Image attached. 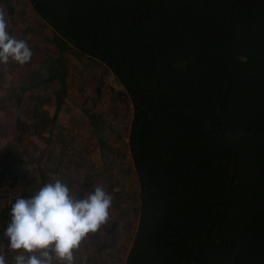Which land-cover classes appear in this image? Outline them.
<instances>
[{"label":"trees","instance_id":"obj_1","mask_svg":"<svg viewBox=\"0 0 264 264\" xmlns=\"http://www.w3.org/2000/svg\"><path fill=\"white\" fill-rule=\"evenodd\" d=\"M28 2L131 104L123 264H264V0Z\"/></svg>","mask_w":264,"mask_h":264},{"label":"crops","instance_id":"obj_2","mask_svg":"<svg viewBox=\"0 0 264 264\" xmlns=\"http://www.w3.org/2000/svg\"><path fill=\"white\" fill-rule=\"evenodd\" d=\"M0 7L9 33L33 53L23 65L0 63V224L7 227L17 197L49 181L62 179L77 197L103 185L113 196L109 220L81 242L74 264H118L130 180L136 188L126 143L131 104L106 65L56 33L28 0H0ZM62 160L67 166L56 176ZM0 254L13 264L17 253L0 242Z\"/></svg>","mask_w":264,"mask_h":264},{"label":"clouds","instance_id":"obj_3","mask_svg":"<svg viewBox=\"0 0 264 264\" xmlns=\"http://www.w3.org/2000/svg\"><path fill=\"white\" fill-rule=\"evenodd\" d=\"M32 55L26 40L9 33L6 10L0 7V63L23 65ZM112 205L113 196L103 185L77 197L62 179L44 183L31 196L17 197L3 233L8 249L17 253L13 264H74V252L107 224ZM0 264H8L4 254Z\"/></svg>","mask_w":264,"mask_h":264},{"label":"rangeland","instance_id":"obj_4","mask_svg":"<svg viewBox=\"0 0 264 264\" xmlns=\"http://www.w3.org/2000/svg\"><path fill=\"white\" fill-rule=\"evenodd\" d=\"M135 186L134 185V181L132 179V181L130 180L129 182V189L130 187H132L130 190H129V193L128 195H126V199H127V204H126V214L128 215V220L126 221L125 223V235H124V238H123V241H122V247H123V250H121V254H117V263L120 264L122 262V253L124 252V249L126 248L127 246V243H128V240L131 236V232H132V229L134 228V225L136 223V218H137V212H136V203H137V199H136V196L134 195V191H135V188L133 187Z\"/></svg>","mask_w":264,"mask_h":264},{"label":"built area","instance_id":"obj_5","mask_svg":"<svg viewBox=\"0 0 264 264\" xmlns=\"http://www.w3.org/2000/svg\"><path fill=\"white\" fill-rule=\"evenodd\" d=\"M66 166H67V162H66V160H62V161H60V162L58 163L57 167H55V171H54L55 175H56V176L61 175L62 172H63V170H64V167H66Z\"/></svg>","mask_w":264,"mask_h":264}]
</instances>
